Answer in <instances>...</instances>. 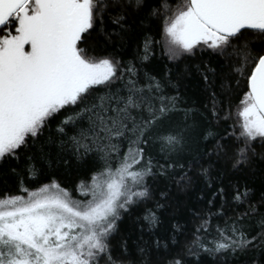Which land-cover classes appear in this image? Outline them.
Instances as JSON below:
<instances>
[{
  "label": "snow or ice",
  "instance_id": "6c2138e0",
  "mask_svg": "<svg viewBox=\"0 0 264 264\" xmlns=\"http://www.w3.org/2000/svg\"><path fill=\"white\" fill-rule=\"evenodd\" d=\"M0 185V264H264V0H0Z\"/></svg>",
  "mask_w": 264,
  "mask_h": 264
},
{
  "label": "trees",
  "instance_id": "16d2710c",
  "mask_svg": "<svg viewBox=\"0 0 264 264\" xmlns=\"http://www.w3.org/2000/svg\"><path fill=\"white\" fill-rule=\"evenodd\" d=\"M180 2V0H168V3L171 4L173 7H175V4ZM159 38V37H157ZM158 54H159V50H158ZM204 58L207 59V55L203 54ZM197 60L199 59V57L196 58ZM184 69V64L181 63L179 65L178 71L183 72ZM187 84V88H181L182 93H184V95L186 96V98H191V100H195L197 98V93H196V88H195V73H194V67H193V75H190L188 77H186L185 81ZM236 115V108L235 106H233V117L235 118ZM260 165H258L259 167ZM84 177L78 176L76 174H72V175H67L64 172H60L57 175V179L60 182L61 186L64 187L67 191H69L70 193H72L73 195L75 194V185L79 183L80 179H82ZM254 184L257 188H259L260 186V182H259V176L257 174V179L254 181ZM11 185H9L10 187ZM4 190V186L0 185V192H3ZM180 198L181 201H183L185 199V197L182 194H177ZM162 219L167 222V220L169 219V217L167 215L162 216ZM181 219H183V206L181 207ZM119 223V230H120V234L121 235H126L128 230L131 227V220L127 217V214H125V218L121 221L118 222ZM205 260L209 259L208 257L204 258Z\"/></svg>",
  "mask_w": 264,
  "mask_h": 264
},
{
  "label": "rangeland",
  "instance_id": "374dc122",
  "mask_svg": "<svg viewBox=\"0 0 264 264\" xmlns=\"http://www.w3.org/2000/svg\"><path fill=\"white\" fill-rule=\"evenodd\" d=\"M72 196H73L74 199H84V197H82V196L79 194V192H77L76 190H75V194H74V195L72 194Z\"/></svg>",
  "mask_w": 264,
  "mask_h": 264
}]
</instances>
